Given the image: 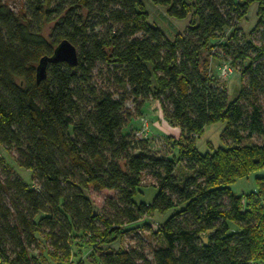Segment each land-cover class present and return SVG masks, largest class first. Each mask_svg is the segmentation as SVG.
I'll use <instances>...</instances> for the list:
<instances>
[{
	"label": "trees",
	"instance_id": "trees-1",
	"mask_svg": "<svg viewBox=\"0 0 264 264\" xmlns=\"http://www.w3.org/2000/svg\"><path fill=\"white\" fill-rule=\"evenodd\" d=\"M147 1L185 21L183 31L168 37L149 23L143 0H21L16 12L0 3V147L16 151L17 165L37 187L0 175V264H44L41 254L30 255L37 236L49 243L55 264H71L72 234L111 250L124 227L154 215L164 219L147 230L163 247L153 249L150 263L119 249L100 264H264V126L255 94L264 96V87L256 86L250 62L229 101L213 85L210 61L217 40L237 41L233 22L253 4L252 33L264 29V0ZM46 25L50 39L42 35ZM101 25L106 35L96 32ZM61 41L76 50V65L48 64L37 83L38 62ZM247 45L264 57V47ZM96 63L112 67L120 94L90 85ZM129 98L152 99L179 130L174 159L131 143L123 132ZM216 123L224 147L200 154L195 140ZM252 135L262 143L245 144ZM255 173H263L254 177L255 192L231 193V184ZM144 174L156 182L149 204L135 201ZM89 190L115 192L114 213L96 214Z\"/></svg>",
	"mask_w": 264,
	"mask_h": 264
},
{
	"label": "rangeland",
	"instance_id": "rangeland-1",
	"mask_svg": "<svg viewBox=\"0 0 264 264\" xmlns=\"http://www.w3.org/2000/svg\"><path fill=\"white\" fill-rule=\"evenodd\" d=\"M146 12L148 13L149 23L156 25L160 28L165 35L170 36L172 29L176 31H183L186 25L185 21H178L175 18L169 17L166 9L163 7L153 6L147 0H143ZM1 4H7L8 7L16 12L21 6V0H0ZM256 5L253 4L249 7L246 16L233 22L232 28L238 29L236 33L237 41L232 40L230 37L222 41L220 38L217 40L218 44L228 46L227 49L220 47L218 44L210 51L212 58L211 61V75L213 76V85L220 89L225 90L227 98L230 101L233 99L235 93L238 91L242 84L240 79V72L248 68L250 62L251 68L257 69L256 86L264 87V57L257 58V51L249 49L247 42L250 40L253 46L259 48L264 47V29L252 33V28L256 22ZM238 24V25H237ZM173 27V28H172ZM115 28V27H114ZM117 28V27H116ZM96 32L101 35L107 34V28L104 25L96 27ZM116 30V29H115ZM233 33V30L230 32ZM249 33V35H248ZM42 35L46 39H50L51 26L46 25L43 27ZM248 48L247 59L241 60L239 52H243ZM213 54V55H212ZM112 68V67H111ZM110 67H106L101 63H96L90 72V85L95 87L96 91H107L115 94H120L121 91L112 83V75ZM251 72L245 76L244 83L248 86L247 91H251L249 84ZM258 103L263 108V126H264V96L256 92ZM117 97L116 95L114 96ZM125 114L129 117V121L123 129V132L129 134V140L132 144H141L147 148L149 153L157 158L174 159L176 154L174 143H177L180 138L178 129L173 128L167 124L163 119L162 112L158 103L152 99L142 100L129 98L124 104ZM223 129L221 123L210 124L205 127L203 133L198 139L195 140V148L200 154L211 153L217 148L224 147V143L220 140V134ZM229 142H225L228 144ZM245 144H261V140L255 135H252ZM18 156L15 150H4L0 147V175L4 180L18 178L25 185L30 188L36 187V181L29 171L20 168L17 163ZM6 170V171H5ZM176 177L182 174L178 170ZM263 173H255L249 176L248 179L236 180L229 186L231 193L234 196H241L255 192L257 189L254 177L262 176ZM155 180L148 174H144L140 185L141 193L136 196V202H143L149 204L155 195ZM96 214L99 215H112L114 210L111 204L116 203L117 194L115 192H94L89 190L86 192ZM118 205V204H117ZM121 207V205H118ZM164 217L159 218L157 215L152 218H142L137 224L124 227L125 232L119 243L115 244L108 250V248L101 249L95 247L88 242V239L81 233L72 234L68 240V246L71 251V264H100V257L104 254L115 252L116 250L131 251L135 250L141 253L147 262H151V254L153 249L163 247L161 242L151 237L147 228L153 232L157 228V223L163 220ZM160 221V222H161ZM204 240V239H203ZM205 241V240H204ZM38 246L30 251V255L38 257L40 254L45 258L44 264H55L49 256L51 249L49 243L45 239L37 236ZM67 264V263H62ZM135 264H141L136 261Z\"/></svg>",
	"mask_w": 264,
	"mask_h": 264
},
{
	"label": "water",
	"instance_id": "water-1",
	"mask_svg": "<svg viewBox=\"0 0 264 264\" xmlns=\"http://www.w3.org/2000/svg\"><path fill=\"white\" fill-rule=\"evenodd\" d=\"M64 63L74 67L77 63V55L74 47L66 41H61L53 50L50 58H43L38 62L35 69V80L40 82L45 77V71L48 64Z\"/></svg>",
	"mask_w": 264,
	"mask_h": 264
}]
</instances>
